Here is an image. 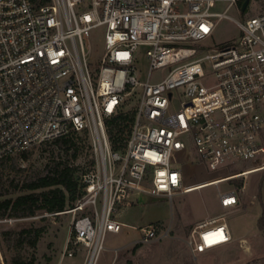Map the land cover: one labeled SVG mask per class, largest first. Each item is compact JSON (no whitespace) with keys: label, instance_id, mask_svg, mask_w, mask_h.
Here are the masks:
<instances>
[{"label":"built area","instance_id":"2783aa9c","mask_svg":"<svg viewBox=\"0 0 264 264\" xmlns=\"http://www.w3.org/2000/svg\"><path fill=\"white\" fill-rule=\"evenodd\" d=\"M219 1L0 0V161L90 134L97 161L70 209L81 213L73 243L85 248L84 264H100L106 233L124 225L117 207L133 193L172 199L230 183L218 193L226 209L239 204L237 181L264 171V10L241 20L218 10ZM229 1L242 8L245 0ZM224 18L240 36L211 51L206 41ZM98 26L105 47L93 64ZM142 49L145 80L135 64ZM196 162L217 175L186 183L183 165ZM140 230V243L166 234L160 222ZM213 231L226 240L208 244ZM231 239L222 213L196 223L187 244L196 255Z\"/></svg>","mask_w":264,"mask_h":264},{"label":"rangeland","instance_id":"374dc122","mask_svg":"<svg viewBox=\"0 0 264 264\" xmlns=\"http://www.w3.org/2000/svg\"><path fill=\"white\" fill-rule=\"evenodd\" d=\"M217 9H227L230 16L244 20L264 10V0H250L245 11L239 4L232 6L229 0H221L217 3ZM239 36L237 24L224 18L219 21L206 44L212 51L218 46L231 44ZM91 42L92 62L98 64L105 47L104 26L92 30ZM145 51L142 49L135 61L141 80L147 79L149 69ZM162 72H153L152 80H157ZM179 107L180 103L176 100L173 108ZM73 134L79 150L75 153V149H71L63 158L77 167L78 194L81 193V196V175L92 168L97 159L90 134L86 131ZM58 146L59 143L52 141L29 149L26 156L21 152L0 161V199L29 192L23 190V185L50 173L54 167L51 153ZM176 158L182 160L187 157L177 153ZM183 172L189 184L217 175V172L198 162L184 164ZM230 188V183H221L219 187L222 191ZM219 189L206 185L199 190L176 194L172 199L144 192L133 193L117 207L116 218L124 225L118 232L106 233V249L101 254L100 264H111L114 258L115 264H264V232L258 224L264 211V171L251 173L247 177L244 190L238 192L243 198L242 205L229 210L221 209ZM78 198L59 212L37 210L34 215L25 216L10 211V215L0 217V264H84L85 248H78L73 243L74 219L81 213L70 212ZM98 209L101 211V203ZM222 213L230 226L233 240L194 255L187 244L193 222ZM152 222L163 224L166 234L140 243V228ZM34 235H40L35 244ZM242 237L246 240L240 242ZM115 248H119L117 257ZM73 249L74 256H69L68 251Z\"/></svg>","mask_w":264,"mask_h":264},{"label":"trees","instance_id":"16d2710c","mask_svg":"<svg viewBox=\"0 0 264 264\" xmlns=\"http://www.w3.org/2000/svg\"><path fill=\"white\" fill-rule=\"evenodd\" d=\"M55 141L60 146L51 153L54 160L53 170L44 176L38 177L31 183L23 185V190L26 189L29 192L18 194L16 197L10 196L0 199L1 218L10 215V211L20 212V215L25 216H32L37 210L59 212L64 210L68 204H73L80 196L81 193L78 194L79 177L76 176L77 167L63 158L69 150L75 149V153L79 150L76 136L72 134ZM27 151H23L25 156ZM75 153L74 156L76 157ZM258 224L260 230L264 232V211ZM31 231L27 230L26 232ZM34 236L33 244L36 243L40 235Z\"/></svg>","mask_w":264,"mask_h":264},{"label":"crops","instance_id":"0c3cea01","mask_svg":"<svg viewBox=\"0 0 264 264\" xmlns=\"http://www.w3.org/2000/svg\"><path fill=\"white\" fill-rule=\"evenodd\" d=\"M245 182H246V180L237 181L236 185L239 187V191L244 190V188H245ZM239 191H238V192H239ZM238 196H239V204H238L237 206L243 204V201H242L243 198L240 196V194H238ZM219 205H220V208L223 209V210H229V209H232V208L235 207V206H232V207H230V208H226V209L223 208V207L221 206V203H220V198H219ZM237 206H236V207H237ZM211 217H212V216H211ZM208 218H209V217H208ZM205 219H207V218H205ZM202 220H204V219L196 220L195 222H193V226H194L196 223H198L199 221H202ZM226 222H227V221H226ZM227 224H228V222H227ZM228 227H229V230H230V234H231V236H232V231H231V229H230L229 224H228ZM231 240H233V236H232V239H231ZM243 240H246L245 237L240 238V242H243Z\"/></svg>","mask_w":264,"mask_h":264},{"label":"bare ground","instance_id":"6f19581e","mask_svg":"<svg viewBox=\"0 0 264 264\" xmlns=\"http://www.w3.org/2000/svg\"><path fill=\"white\" fill-rule=\"evenodd\" d=\"M216 233H217V231H213V232H210V233H208L206 235V236L210 237V239H212L213 241H215L213 244H215V243H222V242H224L226 240L225 235L221 231H218V233H221V235L224 237L223 239H220L218 236L212 235V234H216Z\"/></svg>","mask_w":264,"mask_h":264},{"label":"snow or ice","instance_id":"6c2138e0","mask_svg":"<svg viewBox=\"0 0 264 264\" xmlns=\"http://www.w3.org/2000/svg\"><path fill=\"white\" fill-rule=\"evenodd\" d=\"M161 175H163V173H161ZM172 181L173 183H175L176 181V178L175 176L172 177ZM212 235H215V236H218L220 239H223L224 237L221 235V233H216V234H212ZM205 241L208 243V244H211V243H214L215 241H213L212 239H210V237L206 236L204 237Z\"/></svg>","mask_w":264,"mask_h":264},{"label":"water","instance_id":"95a60500","mask_svg":"<svg viewBox=\"0 0 264 264\" xmlns=\"http://www.w3.org/2000/svg\"><path fill=\"white\" fill-rule=\"evenodd\" d=\"M250 0H245L243 2V5H242V10L245 11V9L247 8V5L249 4Z\"/></svg>","mask_w":264,"mask_h":264}]
</instances>
